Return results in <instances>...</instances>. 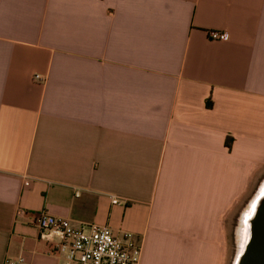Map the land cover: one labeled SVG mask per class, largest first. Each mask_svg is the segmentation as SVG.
I'll use <instances>...</instances> for the list:
<instances>
[{"label":"crops","instance_id":"crops-1","mask_svg":"<svg viewBox=\"0 0 264 264\" xmlns=\"http://www.w3.org/2000/svg\"><path fill=\"white\" fill-rule=\"evenodd\" d=\"M260 178L264 0H0V264L62 263L40 213L229 264Z\"/></svg>","mask_w":264,"mask_h":264},{"label":"built area","instance_id":"built-area-1","mask_svg":"<svg viewBox=\"0 0 264 264\" xmlns=\"http://www.w3.org/2000/svg\"><path fill=\"white\" fill-rule=\"evenodd\" d=\"M213 40L226 41L227 35L211 32ZM35 80H40L38 76ZM40 238L51 242L61 264H138L139 245L133 234L114 233L108 226L90 225L87 230L69 221L40 213L35 219ZM23 259L6 260L5 264H22Z\"/></svg>","mask_w":264,"mask_h":264},{"label":"water","instance_id":"water-1","mask_svg":"<svg viewBox=\"0 0 264 264\" xmlns=\"http://www.w3.org/2000/svg\"><path fill=\"white\" fill-rule=\"evenodd\" d=\"M232 264H264V187L243 216L238 250Z\"/></svg>","mask_w":264,"mask_h":264},{"label":"rangeland","instance_id":"rangeland-1","mask_svg":"<svg viewBox=\"0 0 264 264\" xmlns=\"http://www.w3.org/2000/svg\"><path fill=\"white\" fill-rule=\"evenodd\" d=\"M264 186V178H260V180H257L256 182V187L250 190L249 194L245 198V200L241 203L240 208H241V213L238 219H230L229 220V227H228V242H229V249L231 252V261L229 264L233 263L235 254L237 253L238 250V242H239V231L241 233L242 230V219L243 216L249 207L251 201L253 198L256 196V194L263 188Z\"/></svg>","mask_w":264,"mask_h":264},{"label":"bare ground","instance_id":"bare-ground-1","mask_svg":"<svg viewBox=\"0 0 264 264\" xmlns=\"http://www.w3.org/2000/svg\"><path fill=\"white\" fill-rule=\"evenodd\" d=\"M264 187V186H263ZM239 240H240V231H239ZM238 244H239V242H238Z\"/></svg>","mask_w":264,"mask_h":264}]
</instances>
